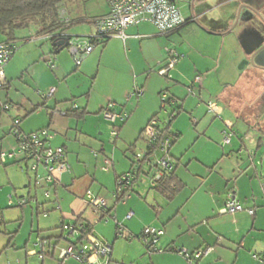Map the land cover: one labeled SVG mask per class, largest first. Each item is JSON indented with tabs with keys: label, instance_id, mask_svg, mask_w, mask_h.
<instances>
[{
	"label": "crops",
	"instance_id": "crops-1",
	"mask_svg": "<svg viewBox=\"0 0 264 264\" xmlns=\"http://www.w3.org/2000/svg\"><path fill=\"white\" fill-rule=\"evenodd\" d=\"M242 1L264 8V0H206L205 4H202V1L194 3L193 14L197 21L208 31L217 34L205 32L193 22H188L179 30L162 36L153 25L141 23L125 30L124 41L110 38L99 43L101 50L98 56L95 55L92 59L89 55V61L85 62V58L79 66L72 64L73 58L69 52L70 60L67 58L68 54L63 55L61 51L51 54V48L50 55L56 75L63 80L65 87L62 86L61 80H57V87H50L55 89L51 97L54 99V106L48 103L33 107L19 119L20 128L24 119L44 110L46 122L30 128H34L33 131L49 129L54 134L49 142L50 146L63 149L65 161L70 167L69 172H63L59 176L50 198L58 208V194L63 198L61 202L66 203L60 216L53 219L55 228L50 230L60 228L62 223L80 219L90 227L94 239L110 246L108 264H189L176 253L163 257H146L140 238L141 230L145 227L164 231L157 243L159 248L174 247L189 253L204 247L211 248V251L195 264H264V195L255 176L264 169V159L260 165L258 159H255L256 169L250 166L248 160V151H254L258 146L257 138H254V144L251 139L249 146L244 145L243 136L237 132L231 137L229 145L223 146L221 140L225 124L231 125L234 132L233 118L240 121L243 130L251 129L256 132L257 128L264 127V71L259 68H264V51L256 58L257 67L248 63L250 54L264 37V26L256 18L249 20L245 15L234 25L232 31L225 33L233 24L235 12ZM179 7L182 10V7ZM67 11L65 16H68V20L86 16L87 20L91 21L72 30L69 28L74 25L69 26L65 31L67 36L83 38L93 35V19L106 15L108 8L105 5L100 12L90 16H78L72 12L68 15ZM184 16H189V8ZM225 28L227 29L223 30ZM44 38L50 41L49 37ZM33 41H36L35 38L26 39V42ZM169 49L175 50L181 56L171 71V82L159 75L153 76L167 61ZM18 50L19 48L17 53ZM113 54L122 56L125 67L119 69L115 68L113 63L108 65L107 61L105 62L106 57ZM15 56L16 53L4 68L6 86L9 82L6 71L10 74ZM94 59H97V66L92 73L90 63ZM102 65L116 78L119 74L123 75L125 82L122 87L112 86L105 91L96 87L98 70ZM205 71L209 72L208 75H205ZM77 72L84 78L93 75L90 87L81 95L85 100L84 107L77 105V108L86 112L81 120L66 114L71 107L61 109L57 106L73 102V90L67 81ZM199 76H204V80L194 83V79ZM190 85L193 87V95L187 91ZM136 86L143 90V95L127 99ZM161 91H166L179 105V114L170 122L167 135L171 141L169 154L173 162L172 173L180 188L172 199H168L157 190L149 188L145 177L141 176L133 185L131 197L122 205L117 203L113 196L114 181L116 177L131 169L136 151L146 148L147 144L141 133L149 119L155 115H158L160 121L166 118L165 114L160 113ZM98 96L100 103L97 105ZM209 101H215L221 109L219 118L207 112L206 103ZM109 103L114 104L117 113H127L129 116L119 123L117 136L113 138L114 143L120 142V151H113V156H110L109 151H105L106 148L101 144L100 151H95L94 155L93 149L88 151L86 145L90 135H93L87 126V119L92 112L101 117V110ZM120 103L121 105H118ZM57 112L61 113L60 116L55 115ZM216 119L223 124L217 127L218 129L214 127ZM97 130L98 136H102L103 129L98 127ZM137 140H141L142 144L138 145ZM219 140L221 147L217 143ZM131 143L138 147L133 154L128 152L127 144L130 146ZM233 154L238 157L235 161ZM105 158L112 159L113 165L107 171H100ZM12 165L13 163L7 164L5 167ZM96 171L105 178L97 179ZM14 182L16 184L17 179ZM9 183H12L11 179ZM31 183V180H28L24 186V189L27 188L25 195L17 196L14 188L12 198H35ZM95 184L99 187L95 189L98 193L96 196H102L109 210V216H105L106 220H99V216H95L86 203L85 193ZM248 194L250 197H247ZM229 195L245 209H254V215L249 216L245 211L224 214L222 210ZM35 201L38 206L36 199ZM129 211L134 215L127 219ZM116 223L122 226L119 237L116 235ZM50 230L37 234L36 239H47L60 234V230L49 232ZM235 238L237 241L233 240ZM36 239L31 241L30 249L25 251V264H80L73 259L59 261L57 247L62 240L56 238L51 239L56 245L52 254L38 259L31 253L32 244ZM250 250L260 252L257 253L259 256L253 255L250 258ZM228 254L235 256L231 263ZM33 258H36L34 260L37 262L30 260Z\"/></svg>",
	"mask_w": 264,
	"mask_h": 264
},
{
	"label": "built area",
	"instance_id": "built-area-1",
	"mask_svg": "<svg viewBox=\"0 0 264 264\" xmlns=\"http://www.w3.org/2000/svg\"><path fill=\"white\" fill-rule=\"evenodd\" d=\"M108 12L106 15L95 18V34L89 37L77 38L72 37L67 41L66 49L73 58L74 64L79 66L81 62L88 57L95 49L96 45L92 37L99 38H118L122 41L126 39L125 30L128 27L135 26L141 23H149L155 27L157 32L162 36H167L181 27L186 25L191 19L182 14L181 8L177 3H169L167 0H105ZM33 39V38H31ZM16 42L5 41L0 42V89L5 86L4 68L17 52ZM168 59L156 71L157 75L167 80H171V71L174 65L177 64L181 56L175 50H168ZM49 67L53 66L52 58L47 62ZM204 80V76H199L194 79V83ZM188 93L194 94L192 85L188 88ZM55 92L54 88L49 90L44 95V99H50ZM143 95V90L139 87H134L127 99L132 96L140 97ZM160 113L165 114L166 118L162 121L158 118L151 119L143 129L142 136L146 141L144 151L134 155V160L131 169L118 176L115 179V188L113 196L117 203L124 205L131 197L132 188L138 182L139 177L146 178L150 188H154L165 174L173 171V162L171 160L169 149L171 142L168 137L161 131V123L168 124L174 117L173 108L177 105V101L168 95L166 91H161ZM207 112L212 116L219 118L221 109L215 101L207 103ZM76 104H72L71 110L77 109ZM8 111L7 106L2 107ZM102 119L108 122L112 127L110 135L113 138L117 136V124L124 122L128 115L126 113H117L114 110V104L109 103L100 112ZM20 120L14 119L9 133L13 137V144L7 149L0 150V164H12L17 166L21 172L31 177L34 187L43 189V197L50 199L54 188L61 174L70 171V167L65 161V153L60 147H52L49 142L54 134L47 128L37 131L23 133L20 130ZM234 135L231 125L225 124L222 131V145H229L231 137ZM95 155V152H92ZM254 164L256 165L255 161ZM261 163L259 162V165ZM113 162L105 158L101 167L102 171H107L111 168ZM257 167V165H256ZM32 174V175H31ZM260 182L264 195V169L257 172L255 175ZM173 186V185H172ZM86 203L93 211L95 216H99V220H106V203L99 196H94L89 191L85 193ZM12 195L8 197V202L11 205ZM35 201V199H33ZM36 202V201H35ZM27 198L18 200V207L27 204ZM245 211L249 216L254 215V209H244L242 205L235 201L229 195L222 212L224 214H234L236 212ZM134 215L129 211L126 218H131ZM103 216V217H102ZM61 240L66 241V247L61 249L58 255L59 261L63 262L67 259H73L80 264H108L110 257V246L97 241L91 236V233L82 234L85 231V223L74 220L69 223H62L60 226ZM122 226L116 223V235L121 236ZM164 235L162 229L153 227H145L141 230V241L144 244L146 253L155 254L164 252L176 253L180 255L189 264H195L205 254L211 251V248H200L192 253H189L180 248L167 247L160 249L157 247L159 239ZM83 236V237H82ZM82 237V239H80ZM130 238V237H129ZM32 254L38 259H43L52 254L56 245L49 239L38 238L32 244ZM254 258H256L254 256Z\"/></svg>",
	"mask_w": 264,
	"mask_h": 264
},
{
	"label": "rangeland",
	"instance_id": "rangeland-1",
	"mask_svg": "<svg viewBox=\"0 0 264 264\" xmlns=\"http://www.w3.org/2000/svg\"><path fill=\"white\" fill-rule=\"evenodd\" d=\"M177 4L182 7V14L186 15L188 5L185 2L177 1ZM106 5L105 0H66L63 4V8L68 10L69 14L76 13L78 16L81 15H92L95 13L100 12ZM107 6V5H106ZM33 22H30L29 25L17 28L13 33V38L16 41L17 48H19V52H16V56L12 60V67H10V74L9 71H6V76L8 78V85L0 89V150L7 149L10 145L13 144V137L9 133L10 128L12 126L14 119H21L27 112L32 110L33 107L44 105H52L54 106L55 102L54 99H44V95L49 90L50 87H57L58 84L57 80H61L62 86L65 87V84L62 79H59L56 75V68L55 65L49 67L47 65V61L52 58L50 55L51 52V42L46 41L44 37H36L39 31L38 26H34ZM82 24L74 25L69 29H74V27H79ZM85 25V24H83ZM87 27H89L87 25ZM70 31V30H69ZM94 31H96L94 29ZM95 32H93V35ZM35 38L36 41L33 42H26V39ZM3 39V36L0 35V40ZM101 50V45H97L91 53L90 57L98 56ZM63 55H67L68 59L70 60L68 50L65 48L61 51ZM96 55V56H95ZM87 58V57H86ZM89 58V57H88ZM84 59L85 62L89 61V59ZM84 60L82 62H84ZM97 60V59H96ZM96 60L90 63L92 73L93 70L96 68ZM107 61L108 65L113 63L115 68L122 69L125 67L124 60L121 57L117 56V54H113L111 56H107L105 62ZM72 64L74 61L72 60ZM241 62L239 63L238 67L240 66ZM99 76L97 79L96 87L105 91L106 88L112 87L115 88L116 86L122 87V83L125 82V78L122 74L119 76L114 77L113 74L110 73L109 70L104 68L102 65L99 68ZM209 72L205 75H208ZM92 75V74H91ZM82 76L80 72H77L75 75H71L67 81L68 86L71 87L74 94L73 102L62 103L58 104L57 106L61 109H66L72 106V104L82 105L84 107L85 100L84 97L81 96L82 93L86 92L87 89L90 87V83L93 81L92 76ZM153 74L150 76L152 77ZM172 75V73H171ZM157 73L155 72V75ZM132 80V78H131ZM163 80V79H162ZM171 82V81H169ZM103 93V92H102ZM101 94V93H100ZM107 96L108 94L104 92ZM98 101H96L97 105L100 103V97ZM8 107V111L2 109L3 106ZM118 105H121L118 104ZM207 105V103H206ZM18 109V110H17ZM17 110V111H16ZM50 117V110L47 111ZM60 112L55 114L56 116H60ZM127 114V113H126ZM128 115V114H127ZM185 116V115H184ZM16 117V118H15ZM47 118V121H48ZM99 118V119H98ZM88 128L93 135H90V140H87L88 151L93 149L92 152H98L101 149V144L106 148L105 151H109L110 156H113V151H120V142L116 144L114 143L113 137L110 135L112 132V128L110 124L102 119V117H98V115H92L88 117ZM23 123L20 126L25 133L32 132L34 128H30V126L34 127L39 125L43 122H46V118L44 116V110H41V113L37 115H32L22 121ZM75 122V121H73ZM76 123V122H75ZM234 123V133L237 132L243 136L244 145H251L250 140H254V138H260L261 135L257 132H252L251 129H241V123L237 118H233ZM222 122L219 119L215 120V128L221 126ZM99 125V126H98ZM119 123L117 124V126ZM223 125V124H222ZM103 129L101 131L103 134L102 136H98L99 131L97 128ZM218 129V128H217ZM117 130V127H116ZM218 131V130H217ZM52 133V132H51ZM102 137V138H101ZM101 138V139H100ZM255 142V140H254ZM253 142V144H254ZM264 142V138H263ZM136 143V142H135ZM135 143H131L128 146L129 154H133L138 147ZM218 145L221 147V140L217 141ZM137 144H142V141L138 142ZM252 144V145H253ZM230 147H226L228 149ZM145 147L141 150L136 151L135 154L144 151ZM87 150V149H86ZM259 151H264V146L259 148ZM95 152V154H96ZM259 153V155L261 154ZM233 161L236 160V155L233 154ZM243 158V156H242ZM110 159V158H107ZM112 161V159H110ZM113 162V161H112ZM102 167V166H101ZM98 169V168H97ZM100 171L101 168H99ZM93 171V166L91 167V172ZM94 173V172H93ZM32 175V174H31ZM96 177L98 178H105L104 175L98 173L96 171ZM144 178V177H143ZM246 177L244 176L243 179ZM12 183H9V181ZM17 183L15 184L14 181ZM146 179V178H145ZM28 180H31V177L27 176L23 172L19 170L16 166H7L5 167L3 164H0V264H25V251L30 249V243L34 239L37 238V234L44 233L43 231H48L50 229H54V221L53 219L57 216H60L63 207H65L66 203L61 202L62 196L58 194V205H53L52 199H46L43 197V189L40 187H34V184L31 180L32 185V193L34 194L33 197L37 200L38 206L34 200L29 201L27 204L23 205L22 207H18V198L14 196L12 199V204L10 205L8 202V197L13 194V189H16V195H25V188L24 186L27 185ZM111 182V181H109ZM148 186V184H146ZM16 186V187H15ZM149 187V186H148ZM150 188V187H149ZM95 189H99L98 185L95 184L93 188H90L88 191L92 193L94 196L98 194ZM249 191V190H247ZM258 191V190H257ZM260 192V190H259ZM36 193V194H35ZM104 193V191L102 192ZM99 196V195H97ZM102 197V196H101ZM247 197H250L249 194ZM24 198V197H23ZM63 199V198H62ZM67 201V200H66ZM157 201V200H156ZM158 202V201H157ZM160 202V201H159ZM158 202V203H159ZM242 205V204H241ZM245 209V207L242 205ZM91 210V208H89ZM60 236V234H55ZM254 237V235H252ZM256 237H254L255 239ZM45 239V238H42ZM237 241V239H233ZM253 240V238H252ZM52 241V240H51ZM260 245L259 243H257ZM66 242L61 241L58 245V253L61 249L66 247ZM158 247V246H157ZM143 248L145 250V256H166L171 254L170 252H160V253H153L148 254L146 253V249L143 244ZM159 248V247H158ZM164 249V248H160ZM256 250H250L248 255L250 258L255 255L259 256ZM174 254V253H172ZM228 259L230 263L234 260V254H228ZM180 257V256H179ZM36 258L30 259L32 261L37 262L34 260Z\"/></svg>",
	"mask_w": 264,
	"mask_h": 264
},
{
	"label": "trees",
	"instance_id": "trees-1",
	"mask_svg": "<svg viewBox=\"0 0 264 264\" xmlns=\"http://www.w3.org/2000/svg\"><path fill=\"white\" fill-rule=\"evenodd\" d=\"M65 1L66 0H0V35L3 36V39L0 42H5V41L15 42V39L13 38L14 31L17 28H19V26L23 27L29 25L30 22H33L34 26H38L39 28V31L37 33L38 38L49 37L51 43L58 41L61 38H67L68 41L69 39L72 38L71 36H67L65 34L66 33L65 31L69 26L82 24L86 22L89 23L91 21L87 20L86 16L68 20L67 19L68 16L67 17L65 16L66 9L63 8V4ZM67 14L69 15L68 11ZM94 20L95 19H93V21ZM226 29L227 28L223 30ZM107 39L110 38L101 37L98 39L96 36L91 38V40L95 42L96 46L99 45V43L105 42ZM52 49L53 50L51 54H55L59 52L58 48L52 47ZM172 111L174 112V116L176 117V115L179 114V105H176ZM66 114L68 116H72L77 120H81L86 115V112L85 110H81L77 108L76 110L70 109ZM154 118L159 119L158 115L153 116L151 119ZM173 118L174 117H172V119ZM151 119H149V121ZM170 122L168 124L161 123L160 125L161 126L160 129H162L161 131H163V134L168 138L169 136L167 135V133ZM259 143L260 141H258V145ZM179 188H180V184L176 182L173 173L170 172L168 174H165L162 181H160L153 189L157 190L162 195L166 196L168 199H172ZM26 198L28 202L35 199L32 197L31 198L26 197ZM106 215L109 216L108 208L106 209ZM78 220L80 221V219ZM55 230H60V228ZM55 230H50L49 232ZM86 233H91V231H90V227L85 224V231L82 234H86ZM60 236H61V230H60ZM60 236L57 238V236L54 237L53 235L52 237H49L47 239L51 240L52 238H56L57 240H61ZM82 237L80 239H82Z\"/></svg>",
	"mask_w": 264,
	"mask_h": 264
},
{
	"label": "water",
	"instance_id": "water-1",
	"mask_svg": "<svg viewBox=\"0 0 264 264\" xmlns=\"http://www.w3.org/2000/svg\"><path fill=\"white\" fill-rule=\"evenodd\" d=\"M169 1V3H176L177 1L180 2H185L188 4V8H189V18L191 19L190 22H193L195 24V26L197 25L199 28H201L203 31L205 32H209L211 34H217L214 33L212 31H208L205 27H203L200 22L197 21L196 16H194L193 14V5L196 1H202V4L206 3V0H167ZM264 8H259L256 7L254 5H250L248 2L246 1H242L236 10V14H235V18L233 21V24L225 31V33H228L230 31H232V29L235 27L234 25L237 24V22L240 20V18L244 17L245 15H247L250 19L252 18H256L258 21H260L263 26H264ZM262 41L260 42V45H258L256 47V49L250 54V58H249V62L252 66L257 67L256 62V58L257 56L264 51V37L261 38ZM51 46L53 48H58L59 51H62L63 49L66 48L67 46V38H61L58 41L52 42ZM247 63V61H245ZM244 62V63H245ZM260 71H264V68H262L261 66L259 67ZM256 132L259 133L261 135L260 138L257 139V142L260 141L259 145L256 147V150H249L248 151V160L250 163V166H252L253 168L256 169V165L254 164L255 159H258L259 162H261L264 159V151L261 152V154H257V152L259 151V148L264 146V142H263V138H264V127L263 128H257ZM252 142H254V140H252Z\"/></svg>",
	"mask_w": 264,
	"mask_h": 264
},
{
	"label": "flooded vegetation",
	"instance_id": "flooded-vegetation-1",
	"mask_svg": "<svg viewBox=\"0 0 264 264\" xmlns=\"http://www.w3.org/2000/svg\"><path fill=\"white\" fill-rule=\"evenodd\" d=\"M177 3V2H176Z\"/></svg>",
	"mask_w": 264,
	"mask_h": 264
}]
</instances>
